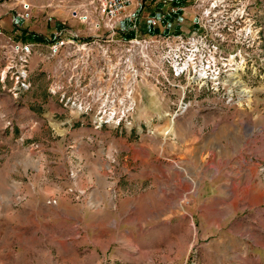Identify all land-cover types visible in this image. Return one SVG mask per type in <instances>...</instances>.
Segmentation results:
<instances>
[{"label": "crops", "instance_id": "0c3cea01", "mask_svg": "<svg viewBox=\"0 0 264 264\" xmlns=\"http://www.w3.org/2000/svg\"><path fill=\"white\" fill-rule=\"evenodd\" d=\"M186 3H169L175 13L159 18L166 29L183 21ZM134 10L133 6L129 12ZM189 11L194 20L191 5ZM146 91L138 118L163 117L171 101L151 97ZM33 101L46 106L43 116L59 126L53 114L59 110L56 102L40 97ZM224 107L211 98L195 100L188 112L172 121L171 127L153 134L89 128L71 131L68 137L80 144L76 156L86 167L75 181L76 189L87 191L79 203L64 195L71 185L67 177L72 165L67 142L46 140L43 162L36 175L46 181V193L32 194L29 212H24L35 219V234L46 232V264H104L107 259L114 264H179L175 249L186 252L194 241L190 220L195 216L206 218L212 209L220 211L226 202L234 201L235 184L248 178H239L242 167L230 166L229 162L248 153L245 149L250 141L246 138L254 121L241 111L229 116ZM55 131L59 136L68 132L48 129L46 136H55ZM88 136L103 140L96 152L84 140ZM103 154L115 155L123 172L117 198V190L110 191ZM193 178H199L196 194L192 193ZM51 199H56L57 204H48ZM146 249L163 252L150 254Z\"/></svg>", "mask_w": 264, "mask_h": 264}, {"label": "rangeland", "instance_id": "374dc122", "mask_svg": "<svg viewBox=\"0 0 264 264\" xmlns=\"http://www.w3.org/2000/svg\"><path fill=\"white\" fill-rule=\"evenodd\" d=\"M26 2L31 3L35 8L32 20H21L15 17L18 12L23 13L22 3ZM186 2L183 21L166 29L159 18L162 14L175 13L169 4L171 2L169 0H137L132 20L127 19L123 23L129 27L127 35L153 36L191 33L197 30L196 17L194 20L189 17L191 3L188 0ZM45 5L46 0H0V24L5 37H10L14 41L35 42L40 45L35 48L37 53L32 56L29 65L30 87L18 97H14L12 91L14 81L10 75L6 77L2 75L6 63L2 49L5 40L0 38V264H46L48 259L46 232L40 231L35 234L34 230L37 227L35 219L30 218L32 214L24 213L29 212L28 201L32 194L38 196L46 193V181L36 177L39 166L41 167L43 162L42 152L46 151V140L59 142L65 139V143L67 142V155L72 163L67 177L71 185L66 188L64 195L68 196L72 202L79 203L84 201L87 191L76 189L75 181L82 169L86 167L84 162L81 163L76 156L80 144L71 141L72 138L68 137L70 132L89 128L102 132L118 131L122 134L131 131L136 134H153L155 130L160 131L172 126L174 120L167 114L173 113L178 104V101H175L177 95H168L162 88L149 83L140 87L137 92L138 106L133 115L132 128L116 129L112 126H104L101 130H96L92 120L84 118L87 115L66 107L49 90L47 76L50 66L46 62V38L52 36L56 25H46V10L43 8ZM243 7L255 23L256 30L260 31L264 51V0L235 1L236 10ZM64 16L65 14L62 17ZM134 18H137L139 24L133 29L131 22ZM15 24L20 26L19 29L15 27ZM262 57L264 53L255 55L258 64ZM259 70L264 75V63ZM244 80L254 89L252 107L243 109L225 106L224 108L229 116L241 111L254 121L250 124L246 138L250 141L245 149L248 153L243 155L244 157L240 156L229 162L230 166L242 167L239 178L245 175L248 178L246 181L239 182L240 184H235L233 192L236 199L234 201L226 202L220 211L212 209L210 216L206 218L195 216L193 220H190L189 230L194 232V241L186 252L180 248L175 249L174 257L179 264H264V170L262 171L264 168V79L259 74L252 75L251 71H248ZM145 91L151 97L171 101L170 109L163 117L152 115L146 119L138 118ZM193 95V93L187 94L186 98L190 100ZM207 96V94H200L197 98L198 100L208 99ZM38 97L58 104L59 110L54 111L53 114L59 119V121L56 120L60 123L59 126L52 125L46 120V116H43L48 108L41 107L42 103H34L33 99ZM58 128L66 129L68 132L64 133L63 137L56 131L55 136H46V130H58ZM84 140L94 147V152L103 144V140L97 136H88ZM246 140L241 145L245 144ZM241 145L238 147L241 148ZM105 155L103 154L104 170L109 176L110 191L113 193L117 190L115 197L117 198L123 172L119 169V161L115 155ZM214 163L211 162V165ZM109 169L113 170L114 176L109 173ZM183 179L192 183L186 175H183ZM193 179L195 184H191L192 193L196 194L199 178ZM70 189H72L71 192ZM79 193L84 194L81 196ZM79 196L82 198L77 199L76 197ZM56 204L57 200L54 205ZM146 252L161 254L163 251L146 249ZM146 264L154 263L146 262Z\"/></svg>", "mask_w": 264, "mask_h": 264}, {"label": "built area", "instance_id": "2783aa9c", "mask_svg": "<svg viewBox=\"0 0 264 264\" xmlns=\"http://www.w3.org/2000/svg\"><path fill=\"white\" fill-rule=\"evenodd\" d=\"M136 1L46 0V25H56L46 38L47 79L61 103L87 115L84 118H90L96 130L132 128L137 92L149 83L177 95V108L167 114L172 120L193 107L200 94L230 108L252 107L254 89L244 78L251 71L264 79L259 70L264 57L259 64L255 59L264 51L246 8L236 10V0H188L197 14V30L131 37L123 23L132 20L129 10ZM22 9L16 18H34L31 3H22ZM137 24L134 18L132 28ZM0 38L5 40L2 75L11 76L18 97L30 87L29 65L40 45L5 37L1 24ZM190 93L194 95L189 100ZM109 173L115 175L112 169ZM104 264L114 263L107 259Z\"/></svg>", "mask_w": 264, "mask_h": 264}, {"label": "trees", "instance_id": "16d2710c", "mask_svg": "<svg viewBox=\"0 0 264 264\" xmlns=\"http://www.w3.org/2000/svg\"><path fill=\"white\" fill-rule=\"evenodd\" d=\"M34 40H37L36 38H34Z\"/></svg>", "mask_w": 264, "mask_h": 264}]
</instances>
